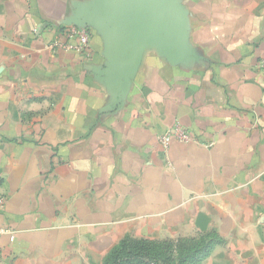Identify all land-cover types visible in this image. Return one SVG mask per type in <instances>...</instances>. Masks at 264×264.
I'll return each mask as SVG.
<instances>
[{"label":"crops","instance_id":"0c3cea01","mask_svg":"<svg viewBox=\"0 0 264 264\" xmlns=\"http://www.w3.org/2000/svg\"><path fill=\"white\" fill-rule=\"evenodd\" d=\"M103 0H0V264H102L127 235L214 231L202 264H264V0H173L127 68ZM69 25L91 30L65 49ZM180 123L197 142L157 136Z\"/></svg>","mask_w":264,"mask_h":264},{"label":"water","instance_id":"95a60500","mask_svg":"<svg viewBox=\"0 0 264 264\" xmlns=\"http://www.w3.org/2000/svg\"><path fill=\"white\" fill-rule=\"evenodd\" d=\"M94 22L112 49L113 62L123 68L134 61L143 38L158 41L167 51L178 45L181 22L173 0H103Z\"/></svg>","mask_w":264,"mask_h":264},{"label":"trees","instance_id":"16d2710c","mask_svg":"<svg viewBox=\"0 0 264 264\" xmlns=\"http://www.w3.org/2000/svg\"><path fill=\"white\" fill-rule=\"evenodd\" d=\"M223 239L214 231L196 236L152 240L122 238L102 264H202Z\"/></svg>","mask_w":264,"mask_h":264},{"label":"built area","instance_id":"2783aa9c","mask_svg":"<svg viewBox=\"0 0 264 264\" xmlns=\"http://www.w3.org/2000/svg\"><path fill=\"white\" fill-rule=\"evenodd\" d=\"M66 42L54 43L52 45H60L65 49H75L77 51H84L87 55V49L90 46L91 41V30L88 27H78L75 25H69L64 27ZM256 69L262 75H264V58L260 59L256 64ZM172 140H177L182 143L197 142V138L194 133L187 127L181 125L180 123H175L174 125L167 127L163 132L159 133L157 136L158 144L164 149H167ZM5 196L0 193V210L3 209L5 204ZM9 234L10 240H14V233L7 228L0 225V235ZM1 262V256H0Z\"/></svg>","mask_w":264,"mask_h":264},{"label":"rangeland","instance_id":"374dc122","mask_svg":"<svg viewBox=\"0 0 264 264\" xmlns=\"http://www.w3.org/2000/svg\"><path fill=\"white\" fill-rule=\"evenodd\" d=\"M107 255V254H106ZM105 258V257H104ZM104 260V259H103ZM103 262V261H102Z\"/></svg>","mask_w":264,"mask_h":264}]
</instances>
